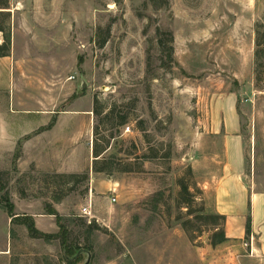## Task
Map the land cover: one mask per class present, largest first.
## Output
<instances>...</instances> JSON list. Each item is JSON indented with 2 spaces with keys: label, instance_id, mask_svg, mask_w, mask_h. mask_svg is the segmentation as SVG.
Here are the masks:
<instances>
[{
  "label": "rangeland",
  "instance_id": "374dc122",
  "mask_svg": "<svg viewBox=\"0 0 264 264\" xmlns=\"http://www.w3.org/2000/svg\"><path fill=\"white\" fill-rule=\"evenodd\" d=\"M0 28V44L11 37L10 58H0V116L37 119L19 110L27 107L41 116L67 110L71 117L56 148L36 159L72 172L38 171L32 156L24 161L20 141L10 154L0 149V176L14 213L46 215L45 225L57 234L56 218L45 208L53 207L69 242L89 251L90 264L213 263L209 228L193 221L188 233L182 224L201 205L215 213L225 166L215 122L230 113L241 120L244 186L256 189L254 174L259 182L264 0H0ZM157 31L173 35L171 61ZM163 40L166 52L170 43ZM121 120L125 125L115 127ZM96 126L99 144L110 142L107 173L92 170ZM65 131L72 134L70 148L63 145ZM71 174L89 179L77 180L72 191ZM179 180L195 197L190 216L177 203ZM89 203L92 219L81 214ZM86 258L81 253L77 264ZM0 264L67 262L61 239L30 238L0 206Z\"/></svg>",
  "mask_w": 264,
  "mask_h": 264
},
{
  "label": "crops",
  "instance_id": "0c3cea01",
  "mask_svg": "<svg viewBox=\"0 0 264 264\" xmlns=\"http://www.w3.org/2000/svg\"><path fill=\"white\" fill-rule=\"evenodd\" d=\"M13 52L14 47L12 48V54ZM9 58L6 57L3 60ZM24 108H18L23 113H28L23 114L24 116L37 117V119L21 116L18 118L0 116V123L5 124L4 130L0 131L1 153H12L14 146L20 141L24 161L28 158V155L32 156L31 162L36 164L38 171L48 173L72 172L71 170L55 171L51 166H41V163L36 159V156L40 155L41 152L49 154L51 150L56 148L55 138L60 134L62 124H71L68 111L65 110L61 112L62 114L50 111L48 115L41 116L35 108ZM229 112H231V109H229ZM52 120H55L54 125L50 129H46ZM14 123L18 125L16 126ZM215 123L218 131L222 130L223 133L225 166L223 175H221L215 189L214 212L226 217L225 234L228 241L215 248L211 247L212 255L215 257L214 262L211 264H264V189H260L264 188V163L260 162L259 165H254V169L256 170L258 167L259 170V182L257 183L254 174L252 183V186H256V189L246 188L243 179L247 176L248 164L244 151L245 142L241 132V120L230 113L229 118L224 117L221 124L218 125L219 122ZM68 126L69 130L71 125ZM41 128L42 130H39ZM63 137L64 147L70 148L72 146V134L70 135L69 132L65 131ZM18 167L24 171L28 165L19 164ZM25 216L33 218L35 226L40 232L56 234L54 233L55 229L45 225L47 223L46 215L32 214ZM248 219H250L251 226L249 236L246 235ZM8 221L11 224L9 216Z\"/></svg>",
  "mask_w": 264,
  "mask_h": 264
},
{
  "label": "trees",
  "instance_id": "16d2710c",
  "mask_svg": "<svg viewBox=\"0 0 264 264\" xmlns=\"http://www.w3.org/2000/svg\"><path fill=\"white\" fill-rule=\"evenodd\" d=\"M3 32V29L0 28V33ZM158 36V44L160 48H162V51L166 53L168 60H172L173 57V35L171 33H163L160 31H157ZM167 36L170 43V48L165 52V49L163 48L165 45V41L163 40V37ZM11 54V37L8 36L6 39L3 40L2 44H0V58H6L10 57ZM94 114L96 116L99 115V112L97 110V107H94ZM55 123V120H52L50 125L46 129H50ZM125 125V121L121 120L117 122L115 127H120ZM98 126L94 127L93 130V142L91 146V155L93 157V163H92V170L94 173H107L112 171L110 167L106 166V159L104 155L107 153L109 149V139H105L103 145L99 144L98 140ZM110 139H113L114 137L112 134L109 136ZM18 157V156H17ZM117 171V169H116ZM189 175L191 176V171H189ZM65 177V176H63ZM68 179H70L74 184L71 186V190L73 191L75 189V183H77V180H81L83 182L88 181V174H71L66 176ZM178 185L180 187V192L177 198V203L180 206H184L189 210L188 215H192L193 212H191L193 204L195 202V197L192 195L189 191L188 184H185L183 180L178 181ZM0 206L4 208L11 219V225L14 224H20L24 225L28 231V234L30 238L36 239V240H44V241H53L56 239H61V246L62 250L65 255V260L67 264H77L81 261V253L89 252V251H82L80 247L71 244L68 239V230L61 224V218L57 216L56 211L51 206H45L47 210V215L55 216L56 223L59 228V232L57 234H44L37 230L34 220L30 216H18L14 213V205L10 201V197L6 192V186L3 183V180L0 176ZM198 215L195 216L192 220L185 221L182 224V228L188 232H190V229L188 228L189 225L192 224L193 221H197L203 225V227L209 228L208 232V241L209 245L212 248H215L219 245L224 244L228 241L226 234H225V224H226V217L222 215H218L215 213H207L204 206H200L197 210ZM202 228H198L197 233L201 235L204 230H201ZM251 232V226H250V219L247 220L246 223V235L249 236Z\"/></svg>",
  "mask_w": 264,
  "mask_h": 264
},
{
  "label": "built area",
  "instance_id": "2783aa9c",
  "mask_svg": "<svg viewBox=\"0 0 264 264\" xmlns=\"http://www.w3.org/2000/svg\"><path fill=\"white\" fill-rule=\"evenodd\" d=\"M126 131L129 132L130 131V128H127ZM111 202L112 203H115L116 202V199L115 198H112L111 199ZM91 209H92V206H91L90 203H89V205L83 207L82 210H81L82 216L85 217V218H87V219H92L93 216H92V210Z\"/></svg>",
  "mask_w": 264,
  "mask_h": 264
},
{
  "label": "water",
  "instance_id": "95a60500",
  "mask_svg": "<svg viewBox=\"0 0 264 264\" xmlns=\"http://www.w3.org/2000/svg\"><path fill=\"white\" fill-rule=\"evenodd\" d=\"M86 253V260L84 261V264H90V253L89 252H85Z\"/></svg>",
  "mask_w": 264,
  "mask_h": 264
}]
</instances>
